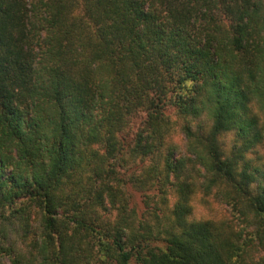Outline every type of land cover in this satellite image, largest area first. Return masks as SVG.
<instances>
[{"label":"trees","instance_id":"16d2710c","mask_svg":"<svg viewBox=\"0 0 264 264\" xmlns=\"http://www.w3.org/2000/svg\"><path fill=\"white\" fill-rule=\"evenodd\" d=\"M0 264H264V0H0Z\"/></svg>","mask_w":264,"mask_h":264},{"label":"rangeland","instance_id":"374dc122","mask_svg":"<svg viewBox=\"0 0 264 264\" xmlns=\"http://www.w3.org/2000/svg\"><path fill=\"white\" fill-rule=\"evenodd\" d=\"M169 116V120L172 121V127L169 128V133L166 135V144L173 145L177 148L178 151L182 152L185 150V140L184 135L177 131L176 122H180V118L176 116V113L173 108H169L166 112ZM143 118V115L140 114L135 119V125L139 122H141ZM137 121V122H136ZM174 122V123H173ZM201 124H203V130L204 132H207L209 130L210 122L209 120L204 116V118L201 119ZM132 125V128H135ZM133 130V129H132ZM233 142L232 134H226L222 137L220 140V144L223 146V150L225 152H228L231 144ZM263 153V151H262ZM255 158V157H254ZM195 182L197 186V190L195 194L191 197V220L193 221H213L216 224H220L222 222H228V221H236L232 217V213L230 208L224 204L223 202L216 199L213 195L206 196L201 192V182L202 180L200 177H198L196 174H194ZM129 197V205L131 208L135 209L138 214H145V211L147 210V207L145 205V202L149 201L150 199H147L142 193L136 191L131 184H127V194ZM150 194V193H149ZM169 204L168 207H171L173 204V196L171 193H169ZM156 200V199H155ZM151 201V200H150ZM151 207L153 206L150 202Z\"/></svg>","mask_w":264,"mask_h":264}]
</instances>
